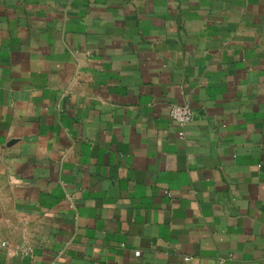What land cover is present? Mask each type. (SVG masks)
Here are the masks:
<instances>
[{
  "label": "crops",
  "instance_id": "obj_1",
  "mask_svg": "<svg viewBox=\"0 0 264 264\" xmlns=\"http://www.w3.org/2000/svg\"><path fill=\"white\" fill-rule=\"evenodd\" d=\"M0 264H264V0H0Z\"/></svg>",
  "mask_w": 264,
  "mask_h": 264
},
{
  "label": "built area",
  "instance_id": "obj_2",
  "mask_svg": "<svg viewBox=\"0 0 264 264\" xmlns=\"http://www.w3.org/2000/svg\"><path fill=\"white\" fill-rule=\"evenodd\" d=\"M169 116L178 126L184 128L195 118V111L189 104H174L171 106ZM183 134V131L180 132ZM2 246H6V242H2Z\"/></svg>",
  "mask_w": 264,
  "mask_h": 264
}]
</instances>
